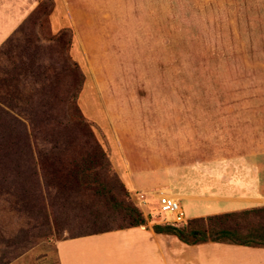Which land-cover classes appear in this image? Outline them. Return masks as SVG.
<instances>
[{
  "label": "rangeland",
  "instance_id": "374dc122",
  "mask_svg": "<svg viewBox=\"0 0 264 264\" xmlns=\"http://www.w3.org/2000/svg\"><path fill=\"white\" fill-rule=\"evenodd\" d=\"M51 1L50 27L45 22L39 30L34 28L39 40L33 45L46 51V45L55 44L46 43L45 37L74 22L75 35L67 55L82 78L75 105L92 135L78 136L76 143L83 145L92 139L97 142L107 158V167L99 171L98 183L87 182V187L82 184L79 188L73 184L70 192L56 189L53 180L56 176L61 185L65 184L72 171L68 165L72 157L63 159L61 173L45 162L41 171L34 162L37 182L29 176L16 177L11 170L16 159H8L7 169L0 171V264H9L33 249L36 252L28 257L29 263L56 264L53 241L124 225L122 210L127 203L138 209L144 225L172 224V215L156 207L155 198L166 194H129L109 162L114 161L116 142L127 141L134 150L140 149L147 156L160 153L166 159L169 146L184 139L192 142V154H199L201 129L207 126L209 130L203 140L205 136L214 140L216 108L235 111L238 125L247 124V110L250 115L255 110L256 131H261L264 138V0H223L224 4L200 23L188 20L184 12H177L171 19L161 14L150 31L153 35L139 36L130 35L136 31L120 27L125 0ZM229 36L236 37L230 46L235 48L234 55L224 59L231 53L227 47ZM22 45L21 37H16L9 54L20 51ZM6 66L4 60L0 61V76ZM59 79L62 84L68 80L62 76ZM63 90V85L54 87L53 96H62ZM49 93L48 89L31 86L25 94L37 101ZM45 112L61 116L63 108L57 103ZM28 135L33 158L39 164L36 156L42 140L37 134ZM61 135L67 138L69 131L49 133L47 139ZM203 149L212 151L207 146ZM259 152H264L263 145L256 147V154ZM29 183L41 190L29 188ZM139 196L145 204L138 205ZM34 202L38 206L33 209ZM179 206L185 219L228 209L187 201H179ZM261 215L262 220L243 223V233L264 226Z\"/></svg>",
  "mask_w": 264,
  "mask_h": 264
},
{
  "label": "crops",
  "instance_id": "0c3cea01",
  "mask_svg": "<svg viewBox=\"0 0 264 264\" xmlns=\"http://www.w3.org/2000/svg\"><path fill=\"white\" fill-rule=\"evenodd\" d=\"M33 3L0 0V45L31 13L36 6ZM222 4L223 0H125L120 27L136 31L130 34L133 36L153 35L150 31L161 14L171 19L177 12H184L188 20L200 23ZM66 27L75 35L74 22H67ZM235 114L228 108H216L214 140L209 136L203 140L209 130L207 126L201 129L199 154L193 155L192 142L184 139L169 146L166 159L160 153L147 156L140 149L130 148L132 143L121 141L115 143L114 161L109 162L129 194L139 191L148 196L159 191L178 203L228 208L214 215L264 206V152L256 154V147L264 146V138L261 131L259 135L256 131L255 110L251 115L247 110V124H236ZM204 146L212 151L207 152ZM51 246L56 264H264V249L260 247L184 244L172 235L155 234L149 224L55 240ZM33 251L15 257L9 264H31L27 259Z\"/></svg>",
  "mask_w": 264,
  "mask_h": 264
},
{
  "label": "trees",
  "instance_id": "16d2710c",
  "mask_svg": "<svg viewBox=\"0 0 264 264\" xmlns=\"http://www.w3.org/2000/svg\"><path fill=\"white\" fill-rule=\"evenodd\" d=\"M52 6L51 0H36V6L31 13L0 45V61L4 60L7 63L0 76V171L7 169V160H12L15 157L16 163L11 169L12 173L16 177L29 176L37 182L35 164L42 171L45 162L55 172L61 173L59 169L63 167V159L72 157L73 162L68 163L71 165L72 171L66 176L65 184L61 185L56 176L53 180V186L56 189L63 188L71 192L73 190L70 187L73 184L79 188L82 184L87 187V182L98 183L99 171L106 169L107 158L102 148L93 139L90 143L86 141L83 145L76 143L78 136L92 138V135L75 105L82 78L78 67L70 61L67 55L73 36L72 30L66 27L45 37L46 43L55 44L46 45V51L40 50V45H33V42L37 44L39 40L34 28L39 30L45 22L50 27L49 16ZM29 26L32 29L29 30ZM16 37H21L23 47L11 55V53L9 54L10 45L13 44ZM227 39V47L231 53L225 57L221 54L224 59H230L234 55L233 50L235 49L230 46L234 45L236 37L229 36ZM59 76L67 77L66 84H62ZM62 85L64 86L63 95L53 96L52 89ZM31 86L33 88L40 87L41 90L48 89L49 96L43 95L44 97L39 98L40 100L34 101L31 95L25 94ZM57 103L61 104L63 108L61 116L45 112L47 107L51 110ZM62 130H68L69 137L61 135L50 141L47 139L49 133L58 134ZM28 132L33 135L37 134L42 140L43 144L37 149L36 156L39 164L33 158ZM77 157L79 162L76 161ZM88 179L90 180L88 181ZM71 181L73 183L70 184ZM29 186L33 190H41L38 185L34 186L29 183ZM34 203L31 206L33 209L38 206L36 202ZM261 214H264V206L186 219V222L180 227L174 223L171 225L154 224L151 226V230L155 234L172 235L180 242L189 245L213 242L264 249V226H259L256 232L243 233L245 230L242 225L252 219L260 218L262 220ZM122 215L124 225L118 228L92 229L62 239L145 226L144 218L138 209L128 203L123 206Z\"/></svg>",
  "mask_w": 264,
  "mask_h": 264
},
{
  "label": "built area",
  "instance_id": "2783aa9c",
  "mask_svg": "<svg viewBox=\"0 0 264 264\" xmlns=\"http://www.w3.org/2000/svg\"><path fill=\"white\" fill-rule=\"evenodd\" d=\"M138 199H141L138 201V205L145 204L143 196H139ZM155 201L159 212H169L172 215L171 223L184 224L186 222L178 201L173 197L168 195H159L155 198Z\"/></svg>",
  "mask_w": 264,
  "mask_h": 264
}]
</instances>
